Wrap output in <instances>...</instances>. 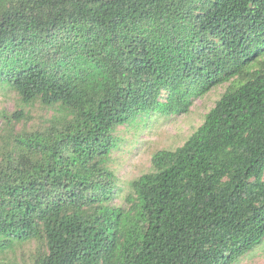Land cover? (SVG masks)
<instances>
[{
  "label": "trees",
  "instance_id": "1",
  "mask_svg": "<svg viewBox=\"0 0 264 264\" xmlns=\"http://www.w3.org/2000/svg\"><path fill=\"white\" fill-rule=\"evenodd\" d=\"M228 89L111 204L116 127ZM0 85L59 112L0 159V250L34 264H235L264 241V0H0Z\"/></svg>",
  "mask_w": 264,
  "mask_h": 264
},
{
  "label": "rangeland",
  "instance_id": "2",
  "mask_svg": "<svg viewBox=\"0 0 264 264\" xmlns=\"http://www.w3.org/2000/svg\"><path fill=\"white\" fill-rule=\"evenodd\" d=\"M229 84L224 82L205 95L194 98L187 113L171 116L154 114L147 118L142 115L116 127L113 133L116 146L111 149L107 163L115 173L117 187L111 204L128 207L130 182L152 171V155L157 150H173L182 145L203 122L205 114ZM58 113L55 106L46 107L38 101L24 103L15 90L0 85V159L14 147L16 135L44 130L52 116ZM44 250V245L36 239L16 242L13 247L0 250V264H34L35 257ZM235 264H264V241Z\"/></svg>",
  "mask_w": 264,
  "mask_h": 264
}]
</instances>
